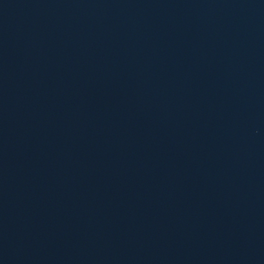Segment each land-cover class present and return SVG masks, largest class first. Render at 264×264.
I'll use <instances>...</instances> for the list:
<instances>
[{
	"label": "water",
	"instance_id": "obj_1",
	"mask_svg": "<svg viewBox=\"0 0 264 264\" xmlns=\"http://www.w3.org/2000/svg\"><path fill=\"white\" fill-rule=\"evenodd\" d=\"M0 264H264V0H0Z\"/></svg>",
	"mask_w": 264,
	"mask_h": 264
}]
</instances>
